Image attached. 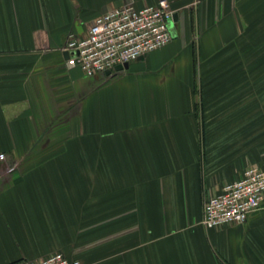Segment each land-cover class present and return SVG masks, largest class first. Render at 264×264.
<instances>
[{"label":"crops","instance_id":"crops-1","mask_svg":"<svg viewBox=\"0 0 264 264\" xmlns=\"http://www.w3.org/2000/svg\"><path fill=\"white\" fill-rule=\"evenodd\" d=\"M159 0H0V264H264V208L203 206L264 168V0H167L172 40L109 75L70 35Z\"/></svg>","mask_w":264,"mask_h":264},{"label":"built area","instance_id":"built-area-1","mask_svg":"<svg viewBox=\"0 0 264 264\" xmlns=\"http://www.w3.org/2000/svg\"><path fill=\"white\" fill-rule=\"evenodd\" d=\"M172 21L173 11L167 0L141 7L126 3L106 10L93 20L85 36L70 35L61 49L67 55L66 66L77 68L86 76L123 70L124 65L167 45L173 38ZM262 208L264 168L249 166L240 179L223 185L217 195L206 199L202 223L207 228L243 223L252 212ZM10 264L81 263L57 252L38 261L20 260Z\"/></svg>","mask_w":264,"mask_h":264},{"label":"water","instance_id":"water-1","mask_svg":"<svg viewBox=\"0 0 264 264\" xmlns=\"http://www.w3.org/2000/svg\"><path fill=\"white\" fill-rule=\"evenodd\" d=\"M176 20V14H173V21ZM127 67V65H124V68ZM122 69V67H118V70ZM106 74H109V72H107Z\"/></svg>","mask_w":264,"mask_h":264}]
</instances>
